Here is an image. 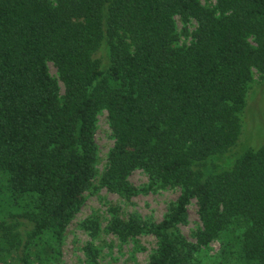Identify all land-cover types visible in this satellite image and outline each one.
I'll list each match as a JSON object with an SVG mask.
<instances>
[{
	"label": "trees",
	"instance_id": "trees-1",
	"mask_svg": "<svg viewBox=\"0 0 264 264\" xmlns=\"http://www.w3.org/2000/svg\"><path fill=\"white\" fill-rule=\"evenodd\" d=\"M216 1L222 18L200 0H0V182L9 208L0 251L21 252V264L60 259L92 188L107 110L116 143L103 184L134 197L149 190L128 181L142 169L151 188L183 190L159 224L114 210L113 232L156 236L149 264H196L214 240L233 243L228 231L242 221L239 261L264 264V146L222 162L241 135L252 70L264 73V0ZM176 16L199 26L185 50L173 46ZM194 199L203 224L196 244L179 229ZM86 252L99 264L96 249Z\"/></svg>",
	"mask_w": 264,
	"mask_h": 264
},
{
	"label": "rangeland",
	"instance_id": "rangeland-1",
	"mask_svg": "<svg viewBox=\"0 0 264 264\" xmlns=\"http://www.w3.org/2000/svg\"><path fill=\"white\" fill-rule=\"evenodd\" d=\"M200 2L206 9L215 12L218 18L223 17L217 9L216 0H200ZM198 27L195 19L186 20L176 16L173 46L180 50L188 49L195 43ZM249 42L255 46L251 38ZM96 57L103 60L101 52H98ZM47 66L51 78L58 84V95L63 101L66 90L60 80L58 68L52 61H48ZM252 78L251 84L247 87L246 107L240 118L242 123L240 138L236 146L225 154L222 162L234 161L246 150L264 146V73L253 69ZM108 116L107 110L102 111L98 116L95 135L98 158L92 188L85 194L84 205L67 228L60 259L52 264H92L86 252L88 246L98 251L99 264H149L159 250V240L152 234L123 237L113 232L111 229L113 212L116 210V215L123 221L137 217L149 224H159L171 213L183 193V190L177 186L166 189L151 188L150 176L142 169L132 171L128 181L137 190L149 188L147 192L128 198L109 190L103 184L109 166V156L116 143ZM1 186L0 182V218L9 221V208L3 200L5 196ZM14 219L10 222H14ZM245 227L246 224L242 221L231 227L228 234L234 237L233 243L225 234L203 247L196 264H245L239 261L236 255L238 249L236 238L243 234ZM202 228L198 203L194 199L188 208V221L180 225L179 229L189 242L196 244L197 234ZM20 254L21 252L17 253L6 246L0 251V264H21Z\"/></svg>",
	"mask_w": 264,
	"mask_h": 264
}]
</instances>
